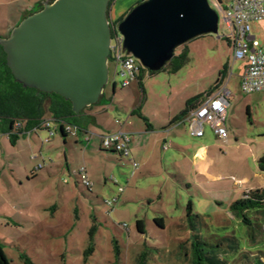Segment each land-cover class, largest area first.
Listing matches in <instances>:
<instances>
[{
  "label": "rangeland",
  "instance_id": "374dc122",
  "mask_svg": "<svg viewBox=\"0 0 264 264\" xmlns=\"http://www.w3.org/2000/svg\"><path fill=\"white\" fill-rule=\"evenodd\" d=\"M40 1L0 0V40L7 38ZM220 1L222 7L227 3ZM141 2L112 0L108 9L110 24L117 26ZM208 2L218 14V35H203L179 47L174 56L185 55V61L174 72L168 65L155 75L143 69L141 82L146 104L141 88L135 83L121 88L120 79L109 65V81L100 103L85 111L104 108L106 111L97 116L104 130L117 132L124 124L125 130H131L137 138L144 137L151 147L165 134L157 128L159 134L140 137L144 124L131 112L142 106V114L159 127L168 114L182 110L187 98L203 95L212 88L223 66L228 65L231 75L227 87L232 94L225 122L228 142L231 147L241 144L247 166L254 167L252 161L257 162L264 155V94L245 96L235 87L243 63L232 62L231 48L222 39L230 29L223 22L217 1ZM250 27L251 34L264 45V24L251 23ZM249 102L251 121L246 111ZM128 122L131 126L126 125ZM186 128V124L179 128V139L171 140L175 146L185 148L194 142L186 134ZM91 129L96 135L90 144L75 143L71 136L66 137L64 144L58 133L49 144L30 140L29 148L5 168L0 189V245L9 264H23L20 253L33 264H133L142 250L150 253L149 264H188L184 253L195 235L207 244H221L224 250L232 243L237 245V253L225 255L228 264H254L256 257H261L264 263V235L257 234L254 225L246 226L229 212V204L242 199L241 193L204 191L200 180L187 168V159H183L178 148L171 147V141L166 151L161 150V142L157 144L161 164L153 161L149 169H142L136 162L138 166L134 169L127 157L99 149L103 129L92 125ZM40 135L45 137L43 132ZM218 144L222 146L221 141ZM234 149L240 154L238 148ZM226 152L232 153V149ZM231 159L223 160L231 166ZM37 166L42 169L33 177L31 172ZM83 166L91 173L90 191L72 176ZM227 183L231 186L233 182ZM188 203L191 209L187 218ZM246 216L253 224L263 225L264 231V220L255 211L246 212ZM155 218L163 219V229L154 224ZM138 220L143 221V235L136 230ZM115 244L119 249L117 259L113 254ZM90 247L93 252L86 258L84 252Z\"/></svg>",
  "mask_w": 264,
  "mask_h": 264
},
{
  "label": "water",
  "instance_id": "95a60500",
  "mask_svg": "<svg viewBox=\"0 0 264 264\" xmlns=\"http://www.w3.org/2000/svg\"><path fill=\"white\" fill-rule=\"evenodd\" d=\"M111 0H53L25 17L0 40L6 66L23 88L56 94L78 115L96 105L109 81ZM208 0H144L118 22L123 49L149 72L203 35H218ZM113 89V84H112Z\"/></svg>",
  "mask_w": 264,
  "mask_h": 264
},
{
  "label": "crops",
  "instance_id": "0c3cea01",
  "mask_svg": "<svg viewBox=\"0 0 264 264\" xmlns=\"http://www.w3.org/2000/svg\"><path fill=\"white\" fill-rule=\"evenodd\" d=\"M243 67H244V64H243ZM230 72H231V67L228 66L224 79L220 85H224V84L226 86L228 85L229 78L231 75ZM242 73L238 77L237 82L235 84V87L240 93L241 91L239 89V81H240V77L242 76ZM217 82L218 80L215 82V84ZM136 85L138 87V84ZM140 94L142 95L143 104L144 103L146 104L147 99L145 100V90H144L143 85H142V90L140 89ZM245 96H249V95H245ZM190 99H192V97H189L184 101V107L182 108V110H180V112L168 114L165 122L163 124H160L159 127L155 126L150 120V118L148 119L145 115L142 114V106H141L140 110L137 111V113L139 114L138 116L139 119L144 124V128L141 130V133L139 134L140 137H142L141 135H147L150 133L152 134L153 132H157L156 129L158 128L157 130H159V132H162L165 134L164 136L163 135L159 136L158 142L159 143L161 142V145H160L161 150L166 151L167 147H169L168 142L171 140L176 141L177 139H179L180 133H178L179 132L178 130L179 128H181L183 125L186 124L187 128L185 132L189 137L194 139V142H190L189 145L185 146V148L182 146H175V143L173 141L170 142V145L171 147L178 148L181 151V154L184 155V156L182 155L183 159H187V162H188L186 164L187 168H190L191 173L195 175V178L200 180L201 187H203L204 191L207 192V191H211L212 189H216L217 190L216 192L233 191L234 195L241 193L242 198H243V194L246 192L264 190V173H261L259 171L257 162L255 161H252L254 163V167L247 166L248 164L247 158H246L247 155H243L241 153L242 151L241 144H236L235 147H231L232 145L228 142V136H229L228 133H227V138L223 140L215 136L208 126H204L203 136L200 138H195V137L190 136V133H189L190 126L188 122L179 120L178 122H175L172 124L174 119L184 110L186 102ZM230 100L231 98L229 99L227 110L230 107ZM250 108H251V104L249 102L246 107L249 121H251L252 119L251 118L252 113H251ZM105 111L106 110L104 108H102L101 110L96 109V110L84 111V115L86 117H93L94 123L92 124V126H94L95 129H101V128L103 129V133H102L103 136L116 133V132L111 133V131L104 130V127H102L99 124L97 120V116L99 114L104 113ZM135 112L136 111H132L131 115H134ZM225 122H227V118ZM123 125L124 124L121 125L118 131L126 133L129 136V143H128L129 157H127L129 159L128 161L130 163L137 162L139 164V167H141L142 169H147L149 166H152L153 161L160 163L161 159L159 158L158 151H157V148L159 146L158 142H155V144L149 147L150 145L147 142V139H145L144 137L137 138L139 136L133 135L132 134L133 132H131V130L129 131L125 130L124 127L126 126L123 127ZM126 125L131 126L130 122H128ZM205 127H207L208 130H206ZM55 128L58 131L59 127L55 126ZM84 130L86 131L80 132L79 130H77L76 135L73 136V135L67 134V136L74 137L75 143L79 142V143L90 144L92 140L91 138L94 135H96L95 130L91 129V125H88L87 127H85ZM91 131H93L94 133ZM40 132L45 133L44 138H42V136L40 135ZM87 133L92 134L88 143H86L84 140L85 135H87ZM157 134L159 133L157 132ZM13 135L14 133L11 136ZM17 137L18 138L11 143L9 141L10 133H6L5 128L0 123V189L2 187L1 182H3L4 180L3 176L5 174L4 173L5 168L6 167L9 168L11 164H13L15 157L17 155H21L22 152L27 147L29 148L31 144L30 140H32L33 142L39 141L41 145L50 143V142L44 143V140L47 138V132L46 130L42 128L37 129V130H29V131L23 132V134L17 135ZM217 140H219V142L221 141V145H222L221 147H219L220 144H218L219 142ZM237 142L238 141L235 140V143ZM63 143L65 144V141ZM234 148H238V151L240 152V154H237V152L235 151L236 149ZM99 149H101L100 145H99ZM227 149L228 150L232 149V153L227 154L226 152ZM118 157H122V155L120 156L118 155ZM230 157L232 158L229 161L231 162V166L229 165L228 162L224 163L225 161L223 160L224 158H230ZM49 162H51V160H49ZM81 168L85 170L88 180L92 183V180L90 177L91 173H88V170L84 166L80 167L79 169ZM41 169H42L41 166L35 167V170H32L31 175L35 177L36 172H38ZM72 176H74L73 173H72ZM24 177L26 179L28 177L27 174L24 175ZM75 179L77 182L78 178L75 177ZM63 181H65L66 184L68 183L67 179H64ZM228 181L233 182L231 186H229V184L227 183ZM17 182L20 184L18 179H17ZM92 187H93V183H92ZM39 225H41L40 222H39Z\"/></svg>",
  "mask_w": 264,
  "mask_h": 264
},
{
  "label": "trees",
  "instance_id": "16d2710c",
  "mask_svg": "<svg viewBox=\"0 0 264 264\" xmlns=\"http://www.w3.org/2000/svg\"><path fill=\"white\" fill-rule=\"evenodd\" d=\"M111 1L109 3V6L111 4ZM121 20L122 19H120L119 21ZM5 58L6 55L0 47V123L5 128L6 133H10L9 141L11 143L18 138L17 135H21L23 134V132L34 129H41L40 127L47 120L51 121L54 126L58 125L59 129L57 133L64 141L67 133L63 129L62 124L72 126L80 132H85V127L94 123L93 117H86L84 115V111L86 109L81 111L78 115L74 114L71 109V103L69 101H65L59 95L45 94L35 89L23 88L22 85L17 83L11 75L10 70L6 66ZM184 61L185 55L179 57L174 56L167 65L169 66L170 70L174 72L184 63ZM227 67L228 65L223 66V69L220 73V78L212 88H210L203 95L196 96L186 102L184 110L174 119L172 124L185 117L191 110L195 109L204 98L211 95L220 86L226 74ZM158 72H149V75H155ZM137 84L138 87H140L142 90L141 75L138 77ZM114 88L115 87L113 84L112 92H114ZM93 106L88 107V109L92 108ZM135 114L139 116L137 111L135 112ZM17 124H20L22 128H18L16 126ZM13 133L14 135L11 136ZM106 152L119 156L121 155L110 151ZM257 166L259 171L261 173H264V155L258 159ZM87 190L90 191L91 189ZM187 209L188 213L186 214V217L188 218L190 216L189 212L191 209V203H188ZM250 210L255 211V214L259 215L261 217V220H264V190L244 193L242 199L235 201L229 205V212L234 218L239 219L248 227H252L254 225L253 227H255L256 231L258 232L257 234L264 235L263 225L258 224V222H256V224H253L250 219L247 218L246 212ZM153 222L157 227L161 229L164 228V221L162 218H155ZM135 226L139 234L143 235L145 233L143 221H136ZM92 231L93 227L89 231V235H91ZM253 235L251 234V236ZM220 245L221 244H207L203 242L199 238V236L195 235L189 241V249L184 253L185 259L188 264H228L229 260L225 258V255L237 253L236 251L238 247L237 245L232 243L231 246L228 247V249L224 250L221 249ZM92 252L93 248H88L87 251L84 252L86 258ZM113 254L117 259L119 256V249L116 244L113 245ZM149 255L150 253L148 251L142 250L136 256L133 264H149ZM19 259L23 262V264H33L29 257H27L25 254L20 253ZM0 264H9L1 245ZM254 264L264 263H262L261 257H256L254 259Z\"/></svg>",
  "mask_w": 264,
  "mask_h": 264
},
{
  "label": "built area",
  "instance_id": "2783aa9c",
  "mask_svg": "<svg viewBox=\"0 0 264 264\" xmlns=\"http://www.w3.org/2000/svg\"><path fill=\"white\" fill-rule=\"evenodd\" d=\"M216 1L219 11L222 13L223 22L230 29V33L222 38L226 39L231 48L232 62L240 61L244 64L239 81L241 93L245 95L264 93V45H261L256 37L251 34L250 27L251 23L264 24V0H227L223 7L220 0ZM122 44L123 40L114 27L111 32L108 66L112 65L114 76L120 79V87L127 88L133 83H138V77L144 68L136 58L123 49ZM231 96L228 87L220 85L211 95L204 98L195 109L183 117L181 121L188 122L190 126V136L202 137L203 127L208 126L215 136L225 140L227 138L226 113ZM16 126L21 127L20 124ZM62 127L68 135L74 136L77 133V129L72 126L62 124ZM40 128L47 132L44 143L50 142L57 134V129L49 120ZM91 135L90 133L85 135L86 143H88ZM128 143L129 136L121 131L100 137L102 150L118 153L125 157H129ZM132 166L135 169L138 165L132 162ZM73 175L85 188L91 189L92 183L88 180L83 168L73 172ZM118 192H122V188H118Z\"/></svg>",
  "mask_w": 264,
  "mask_h": 264
},
{
  "label": "flooded vegetation",
  "instance_id": "af4514ba",
  "mask_svg": "<svg viewBox=\"0 0 264 264\" xmlns=\"http://www.w3.org/2000/svg\"><path fill=\"white\" fill-rule=\"evenodd\" d=\"M45 1H46V0H41L40 3H39V5L33 10L32 13L39 11L40 8H42L43 3H44ZM48 2H52V1H51V0H48ZM32 13H31V14H32ZM111 26H112L111 29L113 30L115 26H114L113 24H111Z\"/></svg>",
  "mask_w": 264,
  "mask_h": 264
}]
</instances>
